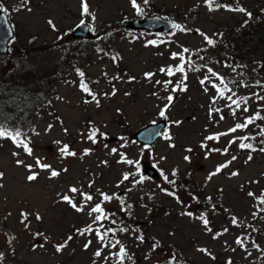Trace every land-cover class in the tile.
<instances>
[{
    "label": "rangeland",
    "instance_id": "1",
    "mask_svg": "<svg viewBox=\"0 0 264 264\" xmlns=\"http://www.w3.org/2000/svg\"><path fill=\"white\" fill-rule=\"evenodd\" d=\"M221 1L237 7L236 0ZM2 2L15 37L10 45L13 54L0 57V83L22 59L23 69L31 64L30 71L50 79L55 85L56 97L49 93L50 112L34 117L36 130L26 135L33 149L32 155L10 138H0V173H3L0 177V253H3L0 264H117V257L111 256L107 260L104 257L109 256V252H117L119 245L104 248L101 256L96 257L94 253L101 248V242L95 232L79 235L76 230L91 224L103 232L105 228L133 227L137 223L150 230L152 243L145 240L141 243L128 231H116L106 237V240H119L124 244L131 260L126 258L123 264H168L173 254L177 257L176 264H227L229 259L233 264H264V219L260 218L264 212L255 218L252 216L253 211L258 210L254 207L258 201L248 195L249 191L257 196L264 191V152H251L253 159L243 164L247 155L241 153L239 140L228 147L227 154L209 151L223 150L235 136L256 137L242 141L244 143L264 139L256 135L260 130L256 125L264 124V121L257 120L248 129L220 136L219 140H205L209 135L228 132L235 123L259 110L260 102L252 97V93L264 95V90L257 86V81L264 84L261 57L237 60L234 51L238 44L229 39L235 28L248 26V18L253 19L252 22L264 18V0H238V6L250 12L251 17L226 9L209 10L205 0H149L147 5L143 0H137L143 14L137 13L131 0H87L91 13L88 16H82V0H28L26 4L21 0ZM193 8L197 9L198 17L194 14L190 17L189 10ZM171 13L179 14L180 20L188 17L190 23L184 28L189 31H178L160 39L124 28L128 21ZM82 19L98 36V39L84 43L83 77L64 65L67 44L75 43L67 38ZM197 29L212 38L215 44L208 45ZM150 40H156L157 44H148ZM183 47L190 49L189 53H184L185 60L190 59L192 68L199 70H192L186 64L187 90L172 92L182 74L169 77L160 69L181 63L172 59L171 53H180ZM26 51L30 53L28 56ZM258 52L263 53L264 47H259ZM113 57H116L115 61ZM207 68L224 77L225 83L236 93L234 99L251 97L248 113L239 110L234 118L217 91L208 84H201L205 76L211 75ZM145 73L154 75L148 79ZM169 79L173 84L165 90L163 82ZM157 80L162 83L156 84ZM81 81L96 94L99 106L81 89ZM211 82L224 88L215 77ZM49 85V82L44 83V87ZM114 90L115 95H112ZM168 95L174 96L172 106L166 112L168 128L165 133L171 139L163 136L153 148L132 142L131 136L135 132L165 119L159 112L168 103ZM212 97H216L214 105H211ZM210 105L222 109L225 119L219 120V114L215 113L210 119ZM260 114L264 116V110H260ZM174 121L181 123L175 124ZM90 127L100 129L107 138L98 137L99 143L93 144L87 139ZM111 138L117 139L109 144ZM202 143L207 147H201ZM65 144L77 155H61L59 148ZM112 148H117L118 152L112 153ZM85 149H91V152L84 155ZM120 153L128 159L139 160V172L134 165L118 162ZM185 156L190 159L186 161ZM232 156L237 159L208 179L217 166L231 160ZM36 158L50 164L60 175L51 177L50 170L34 167L30 171L24 166L35 165ZM17 160H22L24 165H18ZM147 163L157 168L158 180L144 175L142 169ZM173 171L179 173L181 179H189L188 191L174 190L173 185L163 179V175H167L169 180H174ZM32 172L37 173V177L29 181ZM232 172H238V175L232 176ZM125 173L137 174L121 183ZM141 174L146 177L143 183H134ZM72 186L92 194V204L100 202V193L103 192L118 194L125 202L124 208L132 207L122 211L120 200L105 201L106 211L115 215L100 227L99 223L92 224L93 217L89 216L88 208L77 212L61 201L60 197L68 194L77 203L81 202L79 193L68 191ZM161 187L174 191L175 197L161 191ZM208 197H211L210 202ZM22 212L29 214L28 228L21 223ZM187 212L193 215L184 214ZM37 214L41 220L36 219ZM201 214H206L212 232H208L198 219ZM232 217L245 227L233 226ZM113 219L116 224L111 223ZM247 225L254 226L257 231ZM224 228L229 231L214 239V234ZM37 233L43 235L37 237ZM242 235L247 237V251L235 243ZM69 236L73 239L58 252L56 245L64 243ZM253 239L259 249L253 246ZM89 240L91 244L86 249L84 245ZM156 241L162 248L158 252L152 251ZM199 249H207L215 259Z\"/></svg>",
    "mask_w": 264,
    "mask_h": 264
},
{
    "label": "snow or ice",
    "instance_id": "2",
    "mask_svg": "<svg viewBox=\"0 0 264 264\" xmlns=\"http://www.w3.org/2000/svg\"><path fill=\"white\" fill-rule=\"evenodd\" d=\"M237 2V7L233 8L229 5L226 4H220L217 3V0H205L206 5L209 7V10H215V9H219V8H224L226 10L229 11H237V12H241V13H245L247 16L251 17V13L248 12L245 8L238 6V0H236ZM22 4H26L28 3V0H21ZM149 3V0H143V4L147 5ZM131 4L132 6L136 9L138 14H143V8L141 7V5L137 2V0H131ZM82 16H88L91 15L90 13V9H89V5L87 3V0H82ZM18 10V9H17ZM0 12H7V9H5L3 7L2 4H0ZM93 20H95V16L92 15L91 17ZM7 23V20L4 17H0V24H4ZM49 24H52L51 21H49ZM87 23L85 20H81L80 25H78L77 27H87ZM54 27V26H53ZM172 29H178L181 32H186L189 31L188 29L182 27L180 24H172L171 25ZM91 30V29H90ZM197 33H199L200 35L204 36L205 41L208 45H214L215 41L210 38L207 37L206 34L204 33H200V30L197 29L196 30ZM8 33L11 34V28L8 29ZM148 44H152V45H156L157 41L156 40H150L148 41ZM190 49L183 47L182 48V52L177 53V52H173L171 53V58L172 59H178L179 61H181V63H179L178 65H176L175 67L169 66L168 68H161L160 71L162 73H165L167 76L172 77L174 76L176 73H180L182 74V77L180 80H178L175 85L172 87L171 91L172 92H177V91H186L187 90V85L185 83V81L187 80V74H186V67L185 65L187 64L188 67L192 70L198 71L199 68H192V61L190 59L185 60V56L184 53H189ZM114 61L116 60V57L112 58ZM201 59H203V57H201ZM201 67H205L203 65H201ZM207 72L210 73V76H205L204 79H202L200 82L202 85L208 84L210 87H212L213 89H215L218 93L219 98L225 100V107L229 109L231 115L235 118L237 117V112L239 110H242L244 113H248L249 112V107H248V103L249 100L251 99V97H238L236 99H234L233 97L236 96V93L233 91L232 88L228 87V84L225 83L224 81V77L221 76L219 73H216L213 69L211 68H207ZM79 75L81 77L84 76L83 72H79ZM154 75V73H145V77L148 79H151V77ZM215 77L216 79H218L221 83L224 84V88L221 89L218 87V85H216L215 83L211 82V78ZM130 79H135L134 77H131ZM156 84H161L162 82L157 80L155 82ZM229 83H233V82H229ZM165 90L168 89V85L173 84L172 80H167L163 82ZM246 86V85H245ZM257 86L260 87L262 90H264V84H261L259 81H257ZM81 89L87 93L89 96L92 97L93 100H95L96 104L99 106V100L96 98V94L89 88L88 84L85 83L84 81H81L80 84ZM226 90V91H225ZM205 91H207V88H205ZM227 93H231V95H227ZM105 95H108L107 93H105ZM112 95H115V90L112 92ZM252 97H256L257 100L260 102L259 105V110H256L252 115L246 116L243 118V120L241 122H237L235 123L234 127L230 128L228 130V132H224V133H218V134H214V135H209L207 137H205V140H219L220 136H226V135H230L233 133H236L238 130H245L248 129L250 125H253L256 123L257 120L260 121H264V116H261L260 114V110H264V95H261L260 93L254 92L252 93ZM211 99V105L215 104V100L216 97H212ZM166 100L168 103H166L164 105V107L160 110L159 115L160 117L163 118H167L166 117V112L168 111V109L172 106V102L174 101V96L172 95H168L166 97ZM85 102H91V101H85ZM210 105V109H209V117L210 119L213 117L214 113L215 114H219V120H223L225 119V117L222 115V109L220 108H213ZM218 122V121H217ZM91 123V122H90ZM153 123H155V121H153ZM173 123L175 124H179L181 123L180 121H174ZM260 130L259 132H257V136H261L264 137V124H260V125H256ZM65 131H67L65 129ZM150 135H163L165 139H171V136L167 133H160V132H155L152 133ZM99 138H107V134L100 131V129L98 128H91L87 134V139L90 140L93 144L99 143ZM0 138H10L18 147L23 148V150L28 154V155H32L33 154V149L30 147L29 145V141H28V137L26 136V134H23L19 129H13V130H9L6 126V124L0 123ZM121 140L124 139V137H120ZM254 140L256 139L255 136H249V135H245V136H235L233 139H231L229 141L228 146H226L223 150L221 149H209L210 152H222V154H227L228 151V147H230L232 144L236 143L238 140L241 141L238 144V147L241 150H249V155L247 157V161H251L253 159L251 152L257 151L259 150L260 152H264V139L260 140V144L262 145L259 149H256L252 143H244L242 141H246V140ZM59 143V142H57ZM125 145H121V147H124ZM172 147H174V145H170ZM108 145L105 144V148H107ZM145 147H149L147 144L145 145ZM201 147L206 148L207 145L203 144L201 145ZM188 151H191V149H189ZM91 152V149H85L84 150V155H88ZM112 153H117L118 149L117 148H112L111 149ZM59 153L63 156H76L77 153L74 151H70L69 150V146L68 145H63L62 147L59 148ZM14 155H18L16 153H14ZM121 155V160L118 162H122V163H127L129 165H134L137 169V172H139L140 170V161L139 160H131L128 159L123 153H120ZM190 157L185 156V160H189ZM237 157L236 156H232L231 160L227 161L224 164H221L219 166H217L216 171L213 173L209 174L208 179H211L212 176L217 175L219 172H221L222 169L227 168L232 161L236 160ZM246 161V162H247ZM103 163H107L106 161H104ZM17 164L18 165H24V162L22 160H17ZM25 167H27L30 171L34 168V167H39L40 169H45V170H50V175L51 177H57L60 175V172L52 169L51 165L48 163H42L41 160L39 158H36L35 160V165H24ZM63 171H67V169H63ZM137 173H125L123 174L121 183H123L124 181H129L130 177L135 176ZM163 175V173H162ZM173 176L176 175V172L173 171L172 173ZM232 176H236L238 175V172H232L231 173ZM0 177H3V173H0ZM37 177V173L32 172V174H30L28 176V180L32 181L35 180ZM146 179L145 176H143L142 174L140 175L139 179L135 180L134 183L136 184H141L143 183V181ZM163 179L169 183L170 185H175V180H169L167 175H163ZM255 183H259V181H254ZM2 186V185H0ZM91 183L89 184V187H91ZM119 186V185H118ZM129 191L131 189H128ZM70 193L72 194H76L79 193L81 196V202L77 203L73 196H70L68 194H63L60 199L63 202L68 203L75 211L77 212H83L85 210V208L89 209V216H92V224H100V227H104L103 222L105 220H109L110 217L112 215H115L113 213H108L106 211V209L104 208L103 204L105 201H111L114 198L120 200V203L122 205L121 210L122 211H128V209H130L132 206L128 205L127 208H124V200L123 198H121L118 194H112V195H108L106 193L101 192L100 193V197L101 200L98 203L92 204L91 202L93 201L94 197L92 194L90 193H85L82 192L81 189L72 186L69 188L68 190ZM161 191L165 192L167 195L173 196L175 197V192L174 191H169L168 189L162 188L161 187ZM249 197H253L255 201H258L257 205H254V207H256L258 210L257 211H253L252 216L255 218L257 216L260 215L261 212H264V207H259L260 205H264V191L261 192V194L259 196H257L256 193L249 191L248 192ZM178 199V198H177ZM197 199L198 202V198ZM209 200V202L211 201V197L207 198ZM178 202L183 203L182 201ZM213 210H215V205H212ZM95 214V215H93ZM186 215L192 216L193 213L191 212H187L184 213ZM21 223H23L25 225V228L29 227V214L26 212H22L21 213ZM261 219H264V216H260ZM36 219L37 220H41L42 217L39 216V214L36 215ZM198 219H200L203 223V226L205 227V229L208 232H212V228L209 227L210 225V221L207 218L206 214H201ZM112 224H116L117 221L116 220H111ZM231 223L233 224V226H237V227H245V225L241 224L238 222L236 217H232L231 219ZM247 227H253L254 231H257V229L254 228V226L252 225H247ZM116 231H120V232H127L128 228L127 227H121L118 229H112V228H105V230L103 232L100 231V228H93L92 225H88L87 227H85L84 229H77L76 232L79 235H85L87 234H91L93 232H95L97 240L99 242H101V248L97 249V251L94 253V255L96 257H100L102 254V251L104 248H117V246L119 245V249L117 252H109V256H105L104 259L107 260L109 259V257L111 256H115L117 257V264H123V261L127 258L129 260H131V257L128 255L127 250L124 246V244L119 241V240H106V237L108 236L109 233H112L113 235L115 234ZM135 231V230H134ZM229 229L228 228H224L222 230V232L216 233L214 234L213 238H218V236L222 235L225 232H228ZM37 237L43 235L42 233H37L36 234ZM15 237H12V239H14ZM73 237L69 236L67 238V240L64 243L58 244L56 245V250L62 251L65 247H67V243L68 241L72 240ZM136 239L143 243L144 242V236L143 234H140L138 236H136ZM247 239V237L245 236H240L237 237L235 240V243L237 245H239L242 249H244L245 251H247L246 247H245V240ZM10 242V241H9ZM91 244V240H89L84 247L87 249L88 246ZM252 244L254 247H256L257 249H259V245L256 243V241L253 239L252 240ZM159 247V242L156 241L153 243L152 246V251H155L156 248ZM199 251L204 252L206 254H208L212 259H215L214 256H212V254L207 250V249H199ZM232 251H235V249H232ZM249 255H251V253H249ZM3 258V253H0V259ZM177 262V257L175 256V254H173L170 258H169V262L168 264H176ZM227 264H233V262L231 261V259H229L227 261Z\"/></svg>",
    "mask_w": 264,
    "mask_h": 264
},
{
    "label": "trees",
    "instance_id": "3",
    "mask_svg": "<svg viewBox=\"0 0 264 264\" xmlns=\"http://www.w3.org/2000/svg\"><path fill=\"white\" fill-rule=\"evenodd\" d=\"M217 3L231 6L227 2L221 0H217ZM189 11L190 17L193 16L192 14L198 17L197 9L193 8ZM159 15L180 22L182 27H186L190 23L188 17L184 20H180V15L177 13ZM252 20L253 19L248 18V26L245 25L243 28L241 26L235 28L229 40L238 44L237 49L234 51V56L237 60L245 61L252 56L261 57L264 69V52H258L259 47H264V18L260 22H252ZM157 36L160 39H165L164 36ZM12 54L13 53H11V55ZM29 54L30 53L26 51V55L28 56ZM85 57L84 42L78 41L72 44L68 43L64 65L71 70L73 68L78 73L83 72L82 61H84ZM23 62L24 60L20 59L19 64L15 65V68L8 76H5L4 81L0 83V123L6 124L9 130L19 129L23 134H28L35 131L33 118L50 112L49 108L52 106V102L50 101L51 95H49V93L54 94L56 97V88L53 83H50L49 78L34 73V70L30 71L31 64H28V67L23 69L21 66ZM46 82H49L50 85L44 87V83ZM252 144L256 149L262 146L260 140H255ZM257 151V153H261L259 150ZM241 153L247 155L243 164H248L249 161H247V157L249 155V150H241ZM174 180V190H189V179H181L180 174L177 173ZM127 228L129 233L135 236L143 234L144 240L152 243L149 234L150 230L146 226L137 223L135 226L132 227L129 225ZM161 249V246L157 247L156 252Z\"/></svg>",
    "mask_w": 264,
    "mask_h": 264
},
{
    "label": "water",
    "instance_id": "4",
    "mask_svg": "<svg viewBox=\"0 0 264 264\" xmlns=\"http://www.w3.org/2000/svg\"><path fill=\"white\" fill-rule=\"evenodd\" d=\"M1 4V2H0ZM0 17H4L7 23L0 24V56H8L10 54L9 43L14 38V31L10 24L9 18L5 12H0ZM175 22L161 17L152 16L146 19L129 21L124 24V28L134 32H148L152 34H163L165 36L171 35L176 29H172L171 25ZM176 24V23H175ZM11 28V34L8 33V29ZM93 36L90 26L77 28L68 40L71 39H95ZM167 127V121H161L157 124L150 125L132 136V140L140 145H148L153 147L156 142L161 138L162 135H150L155 132L163 133ZM116 141V138L108 140L109 144ZM144 173L153 178H159V173L150 164L144 166Z\"/></svg>",
    "mask_w": 264,
    "mask_h": 264
}]
</instances>
